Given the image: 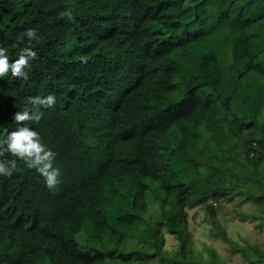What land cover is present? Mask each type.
Returning a JSON list of instances; mask_svg holds the SVG:
<instances>
[{
  "label": "trees",
  "instance_id": "trees-1",
  "mask_svg": "<svg viewBox=\"0 0 264 264\" xmlns=\"http://www.w3.org/2000/svg\"><path fill=\"white\" fill-rule=\"evenodd\" d=\"M0 47L10 62L37 53L27 79L0 77V134L26 125L60 170L50 190L0 157L16 162L0 212L18 221L0 227V264H224L192 248L196 206L231 252L264 263L217 218L235 196L259 208L242 218H264V0H0ZM49 94L38 123L13 119Z\"/></svg>",
  "mask_w": 264,
  "mask_h": 264
},
{
  "label": "clouds",
  "instance_id": "clouds-1",
  "mask_svg": "<svg viewBox=\"0 0 264 264\" xmlns=\"http://www.w3.org/2000/svg\"><path fill=\"white\" fill-rule=\"evenodd\" d=\"M67 4H62L57 8L56 13H60L59 17H67L69 21L73 19L74 12L64 11ZM68 6V5H67ZM104 6L98 5L97 11H101ZM27 37L29 41L33 39H39L37 31L35 29H27L22 34ZM37 58V53L30 47H25L20 50L18 58L14 61H9L7 50L0 47V77L6 76L9 71L11 75L16 78H28L26 68H30V61ZM28 102L34 106L31 114L28 110L23 112H17L14 114L13 119L17 122L32 121L38 123L43 113L40 111L41 107L51 108L55 102V95L49 94L46 97H29ZM93 136L87 138L84 142V148L87 151L92 149L90 142ZM5 152L11 153L22 159L29 168H34L44 178L46 186L50 190H55L60 183V170L53 167V161L55 159V153L50 149H47L42 143L39 134L36 131L31 130L26 125L20 127L15 131L0 134V157ZM16 170V162L8 161L5 163L0 160V174L10 176ZM18 222L16 219L10 220L6 212H0V227H5L10 233V225L13 227V223ZM26 234V233H25Z\"/></svg>",
  "mask_w": 264,
  "mask_h": 264
},
{
  "label": "rangeland",
  "instance_id": "rangeland-1",
  "mask_svg": "<svg viewBox=\"0 0 264 264\" xmlns=\"http://www.w3.org/2000/svg\"><path fill=\"white\" fill-rule=\"evenodd\" d=\"M243 196H235L232 201L223 202L217 212V218L230 238L245 245H253L264 249V218H242L241 213H259V208L251 201L243 202ZM189 228L192 234V248L202 254L203 258H211L210 248H214L224 264H264L250 263L241 254L231 252L227 243L212 233V222L203 206L188 208ZM165 248L169 251L178 249V241L174 235L164 230ZM86 234L80 231L77 238L80 247L84 246Z\"/></svg>",
  "mask_w": 264,
  "mask_h": 264
}]
</instances>
